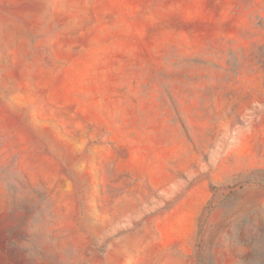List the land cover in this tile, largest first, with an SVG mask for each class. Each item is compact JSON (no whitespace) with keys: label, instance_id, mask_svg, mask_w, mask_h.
<instances>
[{"label":"rangeland","instance_id":"obj_1","mask_svg":"<svg viewBox=\"0 0 264 264\" xmlns=\"http://www.w3.org/2000/svg\"><path fill=\"white\" fill-rule=\"evenodd\" d=\"M0 264H264V0H0Z\"/></svg>","mask_w":264,"mask_h":264}]
</instances>
